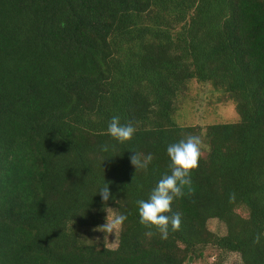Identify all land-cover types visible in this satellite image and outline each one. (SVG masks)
Masks as SVG:
<instances>
[{
    "label": "trees",
    "instance_id": "obj_1",
    "mask_svg": "<svg viewBox=\"0 0 264 264\" xmlns=\"http://www.w3.org/2000/svg\"><path fill=\"white\" fill-rule=\"evenodd\" d=\"M191 81L225 93L237 120L178 125ZM113 116L136 128L130 141L107 134ZM189 134L205 154L168 213L180 229L146 235L136 202L170 174L167 146ZM132 151L152 155L146 170ZM105 182L107 207L127 216L113 248L89 238L105 219ZM257 233L264 0H0V264H188L206 250L264 264Z\"/></svg>",
    "mask_w": 264,
    "mask_h": 264
},
{
    "label": "clouds",
    "instance_id": "obj_2",
    "mask_svg": "<svg viewBox=\"0 0 264 264\" xmlns=\"http://www.w3.org/2000/svg\"><path fill=\"white\" fill-rule=\"evenodd\" d=\"M106 132L112 139L120 144L130 141L136 128L131 122L121 123L119 116H113L107 125ZM102 152H108L109 146L107 144L101 145ZM167 155L170 159V174L164 175L152 189L148 198L138 200V214L139 223L149 231L146 235H153L159 233L162 239H167L169 229L173 232L178 231L181 225L180 213L172 212V203L174 198L183 197L185 195V188L191 193L192 179L191 174L193 170L199 167V161L202 155V139L198 135L189 134L186 138L180 139L178 142L171 143L167 146ZM130 155V163L135 167L136 171L140 169H147L153 157L151 154L144 155L140 152L132 151ZM98 194L101 197L102 203L105 205L107 212L106 222L98 227V231L105 234H112L122 228L127 216L123 213L114 214L112 208L107 207V202L111 197L109 184L104 183L99 188ZM235 201V193L229 195V203ZM155 230V233L152 230ZM261 236L264 233H257L253 238V243L258 244Z\"/></svg>",
    "mask_w": 264,
    "mask_h": 264
},
{
    "label": "rangeland",
    "instance_id": "obj_3",
    "mask_svg": "<svg viewBox=\"0 0 264 264\" xmlns=\"http://www.w3.org/2000/svg\"><path fill=\"white\" fill-rule=\"evenodd\" d=\"M237 114L233 104L227 99L226 94L220 90H214L208 83H196L191 81L185 96L176 101V111L174 113V121L178 125H197L203 127L209 123L234 122L237 120ZM205 154V147L202 143V155ZM115 214V210L112 208ZM241 214H245L244 210H239ZM107 212L105 211L106 222ZM207 229L222 234L223 225L215 219H208L206 222ZM95 228L89 232V238L95 241H102L109 248L116 245L117 233L105 234ZM188 264H209L214 257V264H232L237 262V255L234 253H219L214 250H206L201 259L188 256Z\"/></svg>",
    "mask_w": 264,
    "mask_h": 264
},
{
    "label": "water",
    "instance_id": "obj_4",
    "mask_svg": "<svg viewBox=\"0 0 264 264\" xmlns=\"http://www.w3.org/2000/svg\"><path fill=\"white\" fill-rule=\"evenodd\" d=\"M189 258V257H188Z\"/></svg>",
    "mask_w": 264,
    "mask_h": 264
}]
</instances>
